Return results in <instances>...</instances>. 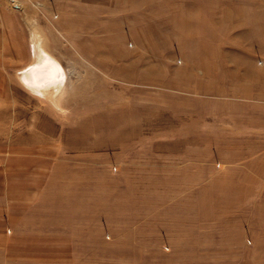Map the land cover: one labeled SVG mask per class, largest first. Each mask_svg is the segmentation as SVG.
<instances>
[{"label":"rangeland","instance_id":"1","mask_svg":"<svg viewBox=\"0 0 264 264\" xmlns=\"http://www.w3.org/2000/svg\"><path fill=\"white\" fill-rule=\"evenodd\" d=\"M5 1L0 264H264V0Z\"/></svg>","mask_w":264,"mask_h":264},{"label":"bare ground","instance_id":"2","mask_svg":"<svg viewBox=\"0 0 264 264\" xmlns=\"http://www.w3.org/2000/svg\"><path fill=\"white\" fill-rule=\"evenodd\" d=\"M23 78L30 86L37 88L39 91H46L49 88L54 90L62 82L63 71L59 63L47 58L45 64H41L39 67L37 64L30 66L27 73L24 72Z\"/></svg>","mask_w":264,"mask_h":264},{"label":"crops","instance_id":"3","mask_svg":"<svg viewBox=\"0 0 264 264\" xmlns=\"http://www.w3.org/2000/svg\"><path fill=\"white\" fill-rule=\"evenodd\" d=\"M13 15V8L7 6L5 0H0V34L5 35L6 25L13 27L11 22L13 19ZM0 65H5L4 60L0 59Z\"/></svg>","mask_w":264,"mask_h":264}]
</instances>
